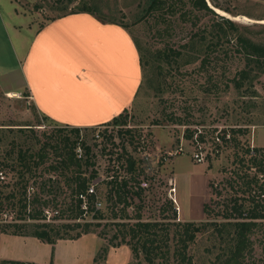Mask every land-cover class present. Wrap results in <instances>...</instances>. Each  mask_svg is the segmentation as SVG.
Listing matches in <instances>:
<instances>
[{
  "label": "rangeland",
  "instance_id": "374dc122",
  "mask_svg": "<svg viewBox=\"0 0 264 264\" xmlns=\"http://www.w3.org/2000/svg\"><path fill=\"white\" fill-rule=\"evenodd\" d=\"M145 1L73 0L68 4L67 0H12L15 8L13 14L10 12L13 7L11 1L0 0V63L9 68L16 66L14 54L18 53L23 44L27 45L32 37L28 30L21 26L26 21H35L40 28L51 19L80 10L84 3L97 11V18L106 22H117L129 30L139 49L142 81L133 105L125 113L126 123L118 125L119 127L109 124L104 129L81 130L79 137L91 148L94 167L98 171L96 180L100 181L95 190L100 198L106 196L109 176H117L119 180L130 176L126 171L128 157L136 161L137 167L142 170L139 181H146L148 186L143 188L141 202L133 198L130 206L126 208L129 218L120 221L125 220L133 224L136 222L135 216L139 214L142 221L165 223L162 218H172L175 210L174 221L168 220L169 240L166 245L170 254L167 259L160 261L165 264H178L171 256V250L176 244L175 224L204 221L201 203L197 208L195 204L197 200L205 199L206 185L210 194L207 204L214 212L220 209L216 206L217 201H223L225 197H243L240 192L228 190L222 182L236 167L233 163V149L240 148L226 147L218 154H208L204 163L197 164L187 152L190 150L187 149L185 135H189L188 131H194L196 128L206 131L207 134L219 127L245 128L247 134L240 138L242 142L247 139L245 144L252 149H264V66L252 65L246 68L243 53L237 44V38L241 37L253 46L264 47V0H204L214 14L192 9L184 0L183 4H176L174 15L165 11L153 16L145 13ZM223 19L232 21L236 28L229 29ZM14 28H18V35L15 34ZM209 43L213 45V50L207 54V66L202 70L199 68L200 62L205 57L206 45ZM175 53H179V56L176 57ZM243 69L250 71L249 80L242 88L237 89L232 80ZM97 131L100 135L98 139L94 137ZM66 135L74 139L68 129L56 127L36 115L22 95L11 97L0 89V172L4 177V180H0V200L3 204L0 213V231L3 232L0 234L24 236L35 229L34 225L44 223L42 218H25L27 214L20 212L18 195L13 200L6 199L9 192H21L20 187L24 185L19 176L24 169L19 162H15L17 151L36 153L45 141L51 140V143H54L58 137ZM242 145L240 147L244 149ZM178 146L184 147L185 153L171 157L166 155V152L173 153ZM56 160L49 152L43 161L44 164L38 169L31 168L34 176L26 186L33 185L34 194L30 196L32 202L28 205L26 213L39 211L42 207L59 209L63 217L49 225L73 224L74 221L69 218L70 214L66 209L71 199L69 189L64 185L62 177L46 171ZM254 171L253 168L249 173ZM172 174L175 181L178 180L174 191L178 190L179 199L181 193L183 200L180 206L183 213L187 216L189 212L192 216H199L198 218L180 219L178 203L176 206L174 202L164 210L168 201L172 200ZM186 176L188 184H184ZM50 177L59 180L62 186L61 192L55 194V197L41 193L38 188L41 180ZM220 187L225 192L218 198L212 188ZM173 200L176 201V198ZM121 207L117 206L119 215L122 214ZM215 220L221 221L220 218ZM113 221L106 218L100 222L101 226L91 227L82 240H85L86 246H89L91 240H99L101 245L96 249L97 252L80 254L71 258L72 262L146 264L142 255L134 258L129 246L119 239L110 240L115 233ZM13 224L20 225V230L12 227ZM69 234L74 235L75 231ZM252 242V252L246 260L247 263L264 264V226L254 232ZM110 243L121 245L112 247ZM10 245L5 240L1 242L2 254L41 262L51 260L52 253L49 249H36L22 243L17 248ZM94 245L97 246V243ZM162 245L164 246L163 243ZM102 246L107 248L106 258L94 263L92 254L96 256ZM219 247L214 231L211 227H206L189 246L188 254L192 264H209ZM92 251H95V248ZM113 258L120 259V263L115 262Z\"/></svg>",
  "mask_w": 264,
  "mask_h": 264
},
{
  "label": "trees",
  "instance_id": "16d2710c",
  "mask_svg": "<svg viewBox=\"0 0 264 264\" xmlns=\"http://www.w3.org/2000/svg\"><path fill=\"white\" fill-rule=\"evenodd\" d=\"M72 1L73 0H67V3L70 4ZM185 2L189 4L192 9L214 14L213 11L206 6L204 0H185ZM179 3L183 4L184 0H146L145 4L147 8L145 9V13L153 16L166 11L167 14L174 15L175 6ZM76 13H86L92 16L98 15L93 7L86 6L85 3L80 10L72 14ZM223 21L229 29L233 30L236 28L232 21H228V19H223ZM134 43L139 55V49L135 41ZM237 44L239 45L240 51L243 53L246 68H250L252 65L257 67L264 66V47L253 46L241 37L237 38ZM212 50L213 45H211V43L206 45V54L200 62V69L203 70L206 68L208 61L207 54ZM171 53L173 52H170V54ZM175 54L176 57L179 56V53ZM249 76V70L243 69L239 71L232 80L234 87L237 89L242 88L249 80ZM125 123L126 115L121 114L104 126H108L109 124L123 125ZM80 131L81 130L77 128L68 129V132L74 138L73 140L66 135L58 137V140L54 143H51V140L45 141L36 153H28V151L22 150L17 151L15 162H19L24 169L23 173L19 174L21 181H24V185L20 187L21 192L12 190L6 196V199L13 200L16 198V195H18L17 202L19 203L20 212L25 215L27 214L25 218L31 220H41L42 218L41 209L39 211L33 210L32 213H26L28 207L26 200V189L28 186H26V183L34 176L31 168L34 167V169H38L41 164H44L43 161L48 156L49 152L52 153L57 160L54 161V164L49 165L46 171L48 173H56L58 176L62 177L64 185L70 192V203L66 207L70 214L69 218L74 221L81 217L82 211L80 209V201H77L74 196L78 193L86 192L90 183L97 178L98 171L94 167L95 163L92 160L91 148L86 146L85 143L81 142L80 144L84 150L85 159H78L76 157L75 149L78 144ZM188 133L189 135H185L186 139L191 137V132L188 131ZM231 133L232 139L228 147L233 146L234 148L239 147L240 149H233L235 152V161L233 163L236 167L230 172V176L222 182H224L225 187H228V190L236 193L240 192L243 194V197L233 196L228 199L225 197L223 201H217L216 206L220 207V209L216 212L211 209L209 204L205 203L202 209L205 215L204 221H186L175 224L174 238L176 244L171 250V256L176 259L178 264H192L191 256L188 254L189 246L194 243L196 236L203 232L206 227L212 228L220 246L219 251L209 264H248L246 260L252 252V236L257 229L261 230L264 226V149H249V145L245 144L247 143V139H244L242 142L240 138L247 134L245 128L231 129ZM241 144H243L242 146H244V149L240 147ZM253 168L255 169L254 173H249ZM126 171L130 175L128 178L123 177L119 180L117 176H112V179L107 181L106 196L101 198L103 203H105V209L95 211L94 218L96 220H104L106 218L114 220L112 226L115 228V233L110 240L119 239L120 242L129 246L134 258L137 259L139 255H142L146 264H165L163 263L164 261L160 260L167 259L170 254V249L166 245L169 240L170 225L168 220L174 221L176 212L174 210L172 218L164 216L162 220L166 221L165 223L159 221H142L139 214L135 216L136 222L133 224H129L125 222V220L120 221L129 218L125 210L130 206L131 200L136 198L141 202V197L144 193V189L139 186V176L142 170L140 167H137V162L131 157H128ZM59 185V180L51 179L50 177L41 180L38 188L41 193L54 196L62 190V186ZM212 192L215 194V197L220 198L225 190L222 187H220V189L212 188ZM255 197L258 199L256 200ZM94 200L95 196H89L90 208L92 209ZM211 202L214 203L213 201ZM10 204L12 205V203ZM118 205L122 206V214L120 215L117 213ZM172 205L173 200H169L164 210H167ZM2 207L3 204L0 200V213ZM139 208H141V206ZM107 214L109 215L106 216ZM217 218H220L221 221H216L215 219ZM34 226L35 229L30 234L24 236L30 235L43 243L54 245L59 239L75 241L84 234L89 233L91 227L101 226V223L74 222L73 224L63 223L57 226L41 223ZM12 227L18 230L21 228L20 225L15 224H13ZM73 231H75V234L70 235L69 232ZM2 232L1 230L0 233ZM120 245L121 244L112 245L110 243L112 247ZM106 255L107 248L102 246L93 258V262L105 260ZM0 264L27 263L16 260H2ZM49 264H51V262Z\"/></svg>",
  "mask_w": 264,
  "mask_h": 264
},
{
  "label": "crops",
  "instance_id": "0c3cea01",
  "mask_svg": "<svg viewBox=\"0 0 264 264\" xmlns=\"http://www.w3.org/2000/svg\"><path fill=\"white\" fill-rule=\"evenodd\" d=\"M9 1L13 6L10 12L14 14V5L12 0ZM21 26L32 37L14 54L16 66L9 68L0 63V89L3 93L22 95L36 115L66 129H96L125 114L133 105L142 81V70L134 38L123 25L76 13L51 19L40 28L30 20ZM14 31L18 35V28ZM185 180L184 184H188L187 176ZM174 181L172 174V198H176L175 205L178 203L180 219L198 218L187 211V216L183 213L181 193L179 199L178 190L174 191L178 180L175 186ZM205 196V199L194 203L196 208L201 203V215L210 196L207 185ZM83 238L58 240L50 245L31 236L0 234V246L5 240L11 244L10 247L17 248L22 243L36 249L45 248L51 250L52 264H77L71 258L97 252L101 245L99 240H91L86 246ZM96 243L97 246L94 245ZM92 255L93 260L95 254ZM13 257L0 251L2 260L50 263ZM113 260L120 263V259Z\"/></svg>",
  "mask_w": 264,
  "mask_h": 264
},
{
  "label": "built area",
  "instance_id": "2783aa9c",
  "mask_svg": "<svg viewBox=\"0 0 264 264\" xmlns=\"http://www.w3.org/2000/svg\"><path fill=\"white\" fill-rule=\"evenodd\" d=\"M119 127L118 125H115ZM97 128H106V126H101ZM96 128V129H97ZM212 129L209 134L202 129L196 128V130L191 131V137L187 139L186 145L189 148V154L193 161L197 164H202L206 161L208 154L213 155L218 154L222 149L228 147L232 139L231 129L227 127H223V129ZM81 132V131H80ZM96 139L100 137L99 131H97L94 135ZM82 139L78 138V144L75 149L76 157L78 159H83L84 150L81 147ZM185 148L182 146H178L173 153L166 152V155L171 157L174 155H180L185 153ZM249 149H252L249 147ZM112 179V175L108 177V180ZM0 180H4L2 173L0 172ZM99 180H93L88 186L86 192L78 193L74 196L77 201H80V209L82 211V215L79 219L74 220V222H89V223H100L102 220H96L94 218L95 211L104 210V203L102 199L99 197L97 191L95 190V186L99 183ZM172 188L170 192L173 191V182L171 183ZM139 186L143 189L148 186V183L142 180L139 183ZM34 194L33 185L27 187L26 189V200L28 205L30 204V196ZM95 196V200L93 202V209L90 208L89 196ZM173 200V198H172ZM174 202V200H173ZM42 222L47 224H54L62 218L60 215L59 209L50 210L48 207L41 208Z\"/></svg>",
  "mask_w": 264,
  "mask_h": 264
},
{
  "label": "bare ground",
  "instance_id": "6f19581e",
  "mask_svg": "<svg viewBox=\"0 0 264 264\" xmlns=\"http://www.w3.org/2000/svg\"><path fill=\"white\" fill-rule=\"evenodd\" d=\"M217 12H219V13H221V14H223V15H227V14H225L224 12H222V11H220V10H218V9H215ZM241 17V16H240ZM230 18V17H229ZM9 96H11V97H16V95L15 94H9Z\"/></svg>",
  "mask_w": 264,
  "mask_h": 264
}]
</instances>
